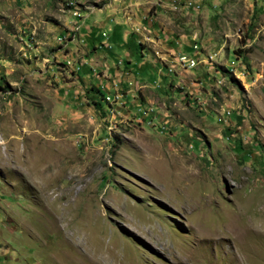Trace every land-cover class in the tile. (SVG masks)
I'll return each mask as SVG.
<instances>
[{
    "label": "rangeland",
    "instance_id": "1",
    "mask_svg": "<svg viewBox=\"0 0 264 264\" xmlns=\"http://www.w3.org/2000/svg\"><path fill=\"white\" fill-rule=\"evenodd\" d=\"M0 264H264V0H0Z\"/></svg>",
    "mask_w": 264,
    "mask_h": 264
},
{
    "label": "trees",
    "instance_id": "2",
    "mask_svg": "<svg viewBox=\"0 0 264 264\" xmlns=\"http://www.w3.org/2000/svg\"><path fill=\"white\" fill-rule=\"evenodd\" d=\"M245 40V39H244ZM246 50H242L241 52H245ZM104 89V88H103ZM101 89V88H97L94 90V92L96 94H98L100 97L99 98H96L94 100H92L93 102V105L94 107L99 110V111H102L103 110V104H102V100L105 101L106 100V97H110V95H106L104 93V90H107V89ZM109 93H112L111 91H108ZM112 96H114V94L112 93ZM125 98H127V96H125ZM102 113V112H101Z\"/></svg>",
    "mask_w": 264,
    "mask_h": 264
},
{
    "label": "built area",
    "instance_id": "3",
    "mask_svg": "<svg viewBox=\"0 0 264 264\" xmlns=\"http://www.w3.org/2000/svg\"><path fill=\"white\" fill-rule=\"evenodd\" d=\"M196 48V46H194ZM183 66H186V63L192 62V58H187L185 55H182L179 60Z\"/></svg>",
    "mask_w": 264,
    "mask_h": 264
},
{
    "label": "bare ground",
    "instance_id": "4",
    "mask_svg": "<svg viewBox=\"0 0 264 264\" xmlns=\"http://www.w3.org/2000/svg\"><path fill=\"white\" fill-rule=\"evenodd\" d=\"M195 61L192 59V62H188V63H186V66H189V67H192V66H194L195 64ZM182 64V63H181Z\"/></svg>",
    "mask_w": 264,
    "mask_h": 264
},
{
    "label": "clouds",
    "instance_id": "5",
    "mask_svg": "<svg viewBox=\"0 0 264 264\" xmlns=\"http://www.w3.org/2000/svg\"><path fill=\"white\" fill-rule=\"evenodd\" d=\"M194 66H196V64ZM194 66H192V67H194ZM183 67H185V68H192V67H189V66H183ZM106 100H110V97H106Z\"/></svg>",
    "mask_w": 264,
    "mask_h": 264
},
{
    "label": "crops",
    "instance_id": "6",
    "mask_svg": "<svg viewBox=\"0 0 264 264\" xmlns=\"http://www.w3.org/2000/svg\"><path fill=\"white\" fill-rule=\"evenodd\" d=\"M93 45H94V43H93ZM127 98H128V100H129V98L131 99L132 97H131V96H127Z\"/></svg>",
    "mask_w": 264,
    "mask_h": 264
}]
</instances>
